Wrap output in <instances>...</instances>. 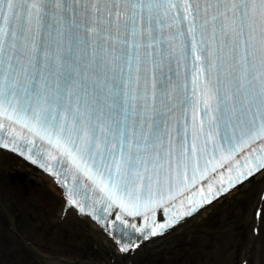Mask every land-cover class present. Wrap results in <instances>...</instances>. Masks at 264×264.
Listing matches in <instances>:
<instances>
[{
    "label": "snow or ice",
    "instance_id": "obj_1",
    "mask_svg": "<svg viewBox=\"0 0 264 264\" xmlns=\"http://www.w3.org/2000/svg\"><path fill=\"white\" fill-rule=\"evenodd\" d=\"M0 167L51 176L100 257L52 256L0 200V264L10 234L32 264H142L264 193V0H0ZM248 223L264 240V195Z\"/></svg>",
    "mask_w": 264,
    "mask_h": 264
},
{
    "label": "bare ground",
    "instance_id": "obj_2",
    "mask_svg": "<svg viewBox=\"0 0 264 264\" xmlns=\"http://www.w3.org/2000/svg\"><path fill=\"white\" fill-rule=\"evenodd\" d=\"M17 172L23 171L0 167V200L7 205L24 236L59 259L93 256L99 259L94 248L96 241L80 230L76 220L60 219L63 205L54 182L40 173L26 172L28 183L20 182L15 178ZM261 194L256 190L239 195L219 216L206 223L197 222L174 247L149 254L142 264H231L226 253L238 247L241 251L247 248L257 264H264V240L259 238V233L253 237L248 223L251 208L259 202ZM248 230L251 235L246 233ZM238 235H241L240 243ZM9 240V251L4 257L7 264H32L34 257L23 250L15 236L10 234Z\"/></svg>",
    "mask_w": 264,
    "mask_h": 264
},
{
    "label": "rangeland",
    "instance_id": "obj_3",
    "mask_svg": "<svg viewBox=\"0 0 264 264\" xmlns=\"http://www.w3.org/2000/svg\"><path fill=\"white\" fill-rule=\"evenodd\" d=\"M15 178L18 180L19 179V181L20 182H26V183H28V181H29V176L26 174V173H24V172H17V174L15 175ZM30 182H32V183H34V180H30ZM240 236L241 235H238V243H240L241 242V240H240ZM73 241H77V240H73ZM231 261H229V263H230ZM227 263V262H226Z\"/></svg>",
    "mask_w": 264,
    "mask_h": 264
}]
</instances>
